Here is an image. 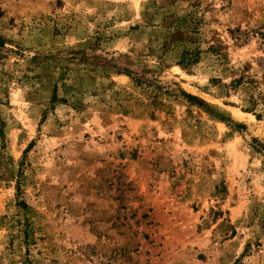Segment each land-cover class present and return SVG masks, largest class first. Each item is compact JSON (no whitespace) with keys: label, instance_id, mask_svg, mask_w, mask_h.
<instances>
[{"label":"rangeland","instance_id":"obj_1","mask_svg":"<svg viewBox=\"0 0 264 264\" xmlns=\"http://www.w3.org/2000/svg\"><path fill=\"white\" fill-rule=\"evenodd\" d=\"M0 41V264H264V0H0Z\"/></svg>","mask_w":264,"mask_h":264},{"label":"trees","instance_id":"obj_2","mask_svg":"<svg viewBox=\"0 0 264 264\" xmlns=\"http://www.w3.org/2000/svg\"><path fill=\"white\" fill-rule=\"evenodd\" d=\"M0 44H1V41H0ZM198 51H189V50H185L182 52V56H181V61L182 63H190V62H193L197 59V56H198ZM234 85L235 87L238 88V85H242L244 89H248L250 90L252 88V84H251V81L249 80H245V78L242 76L238 79H236L234 82ZM188 98H190L191 100H196L198 102H201L200 99H197V97H194L192 95H187ZM249 102L252 103V101L250 100Z\"/></svg>","mask_w":264,"mask_h":264}]
</instances>
